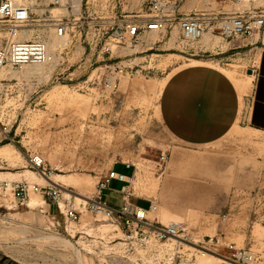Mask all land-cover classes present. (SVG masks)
Here are the masks:
<instances>
[{"label":"rangeland","instance_id":"rangeland-1","mask_svg":"<svg viewBox=\"0 0 264 264\" xmlns=\"http://www.w3.org/2000/svg\"><path fill=\"white\" fill-rule=\"evenodd\" d=\"M50 1H18L41 19L27 28L30 38L49 42L50 60L40 70L26 65L1 76L0 125L14 140H0V264H264V131L247 120L257 57L252 47L264 38L226 39L206 30L189 41L172 26L102 55L88 43L97 39L94 27L139 9L143 0H88L85 20L93 25L85 26L86 37H67L55 48L62 37L44 26ZM252 7L264 10V0H180L186 12ZM195 68L226 77L238 94V117L224 133L183 136L165 123L168 80L176 73L182 82L191 79L196 75L187 70ZM229 83L222 85L227 91ZM35 154L45 169L32 164ZM127 162L135 177L131 200L147 209L144 222L85 206L99 178ZM57 173L60 205L43 192L14 194L18 182L45 186L43 176ZM122 184L114 181L112 188ZM104 199L122 203L113 190ZM70 205L76 219L66 215ZM173 220L181 223L180 233L162 239L146 223ZM235 248L251 250L255 259L229 260Z\"/></svg>","mask_w":264,"mask_h":264},{"label":"built area","instance_id":"built-area-1","mask_svg":"<svg viewBox=\"0 0 264 264\" xmlns=\"http://www.w3.org/2000/svg\"><path fill=\"white\" fill-rule=\"evenodd\" d=\"M54 9L58 11L54 13L52 11ZM87 12L88 0H51L44 7V26H51L58 37L81 40L88 33L85 26L93 25L92 22L85 20ZM33 14L32 5L17 4L13 0H0V34H2L0 84L4 68L20 69L30 64L46 63L51 58L48 44L43 39L21 38L19 33L21 29L34 26L41 21ZM172 26H178L183 37L189 41L198 39L206 30L217 32L226 39L241 36L256 37L259 40L264 38V10L252 7L230 13H215L209 10L183 12L180 10V0H143L139 9L122 11L111 17L106 26L94 27L97 39L88 43L102 55L112 54L119 45L138 43L147 32L163 31ZM109 86L115 87L116 82L113 80ZM0 132L3 133L0 140H14L7 126L0 125ZM165 158L166 155L163 154L161 159ZM30 160L34 166L45 169L40 155L35 154ZM124 165L133 168L129 162ZM43 173L46 174L45 171ZM133 177L134 172L128 174L116 168L109 169L99 178L96 194L86 200L85 206L96 214L123 217L127 223L134 222V219L144 222L147 209L131 200L132 193L128 189ZM114 181L123 184L119 188H112ZM28 190L43 192L44 196L60 205L62 188L58 184L48 182V185L41 186L38 183L18 182L14 187V194L21 198L26 196ZM106 190L119 193L122 203L118 205L105 200ZM65 209L69 218H77L78 213L74 207L70 205ZM146 223L158 239L178 235L182 229L179 222H170L166 225H154L148 221ZM228 259L249 263L255 259V256L249 249L235 248Z\"/></svg>","mask_w":264,"mask_h":264},{"label":"crops","instance_id":"crops-1","mask_svg":"<svg viewBox=\"0 0 264 264\" xmlns=\"http://www.w3.org/2000/svg\"><path fill=\"white\" fill-rule=\"evenodd\" d=\"M202 10L208 9L197 11ZM211 12L221 11L213 10ZM252 50L257 52V57L247 120L251 127L264 131V42L253 46ZM202 70L204 69L201 71L198 68L188 69L190 74L196 75L192 77L195 79H189L188 76L183 82L179 77L180 73H176L166 84L164 120L169 128L179 135H201L207 129L212 132L216 131V133H224L238 117L240 100L235 89L229 83L230 81L224 76L221 80L210 76L211 73L208 69H206L208 72ZM198 76L201 78L197 79ZM208 78H211L212 82L218 81L221 86L213 87ZM225 80L230 84L229 91L225 86H222ZM122 168L129 169L128 174L133 171L132 167L128 168L126 165H123ZM122 168L117 169L123 171Z\"/></svg>","mask_w":264,"mask_h":264},{"label":"bare ground","instance_id":"bare-ground-1","mask_svg":"<svg viewBox=\"0 0 264 264\" xmlns=\"http://www.w3.org/2000/svg\"><path fill=\"white\" fill-rule=\"evenodd\" d=\"M19 1V0H18ZM18 1H16V3L18 4ZM32 31V30H31ZM30 31V32H31ZM153 33H156L157 31H152ZM19 33H20V35H21V38H23V36H25V34H26V36H27V39L28 38H30V36L32 35V33H29L28 32V28H24V29H21L20 31H19ZM152 37V36H151ZM36 38H39V36L38 37H36ZM34 39V38H33ZM51 39H57L56 37H54V36H52V34L50 35V40ZM58 40V39H57ZM44 41L47 43V44H49V42H47L45 39H44ZM66 41H67V37L65 38V37H62L61 39L59 38V41H57L56 42V44H54L55 45V48H58V47H60V46H64V44H66ZM48 48L50 49V46L48 45ZM52 49H50V51H51ZM31 65V67H29L30 69H34V70H36V69H39V67L40 66H42L43 64H30ZM41 69H43V68H41ZM28 70V69H27ZM40 70V69H39ZM31 72H32V70H31ZM42 72V71H41ZM10 73H11V70H10V68H4L3 70H2V73H1V76L3 77V76H9L10 75ZM13 74H15V73H12V75ZM61 174H59V173H57L56 174V176H55V178L54 177H44L43 176V179L45 180V181H49V182H52V183H54V184H56V182H58V180H57V177L58 176H60ZM135 178V177H134ZM59 186H60V184H59ZM149 211V210H148ZM147 212V211H146ZM146 212H145V216H147L146 215ZM173 222H174V220H173ZM226 264V263H225Z\"/></svg>","mask_w":264,"mask_h":264},{"label":"water","instance_id":"water-1","mask_svg":"<svg viewBox=\"0 0 264 264\" xmlns=\"http://www.w3.org/2000/svg\"><path fill=\"white\" fill-rule=\"evenodd\" d=\"M252 72V69H250V73Z\"/></svg>","mask_w":264,"mask_h":264}]
</instances>
